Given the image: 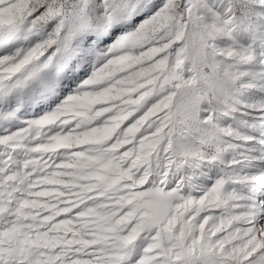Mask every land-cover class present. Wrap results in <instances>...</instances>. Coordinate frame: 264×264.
Instances as JSON below:
<instances>
[{
    "label": "snow or ice",
    "instance_id": "1",
    "mask_svg": "<svg viewBox=\"0 0 264 264\" xmlns=\"http://www.w3.org/2000/svg\"><path fill=\"white\" fill-rule=\"evenodd\" d=\"M0 264H264V0H0Z\"/></svg>",
    "mask_w": 264,
    "mask_h": 264
}]
</instances>
